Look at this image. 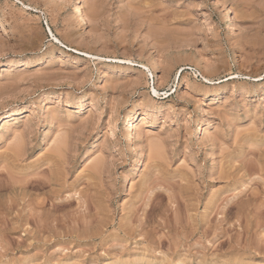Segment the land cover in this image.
Here are the masks:
<instances>
[{
	"label": "rangeland",
	"instance_id": "rangeland-1",
	"mask_svg": "<svg viewBox=\"0 0 264 264\" xmlns=\"http://www.w3.org/2000/svg\"><path fill=\"white\" fill-rule=\"evenodd\" d=\"M74 1L0 0V264H264V0Z\"/></svg>",
	"mask_w": 264,
	"mask_h": 264
},
{
	"label": "bare ground",
	"instance_id": "bare-ground-1",
	"mask_svg": "<svg viewBox=\"0 0 264 264\" xmlns=\"http://www.w3.org/2000/svg\"><path fill=\"white\" fill-rule=\"evenodd\" d=\"M67 1H69V0H67ZM217 1H219V0H217ZM72 8H73V13L75 14V16L77 17V18H79L80 20H81V25L83 26V28H85V27H87V23H88V21H89V19H88V17L86 16V14L84 13V11H83V9L81 8V6H80V4H79V2L77 1V0H75L74 1V3L72 4ZM74 16V15H73ZM224 21H225V23H227V24H229V29H234L235 28V25H234V20H233V13H232V11L228 8V9H226V12H225V17H224ZM81 26V27H82ZM237 29V28H236ZM50 32V35H51V38L53 37V39L55 40V42H57V43H60L62 46H64V47H66L58 38H54V36H53V34L51 33V31H49ZM27 63H24V62H21L20 64H18V66H25ZM27 67V66H26ZM18 114V110H14V111H12V112H10V113H8V114H6L5 116L6 117H12V116H15V115H17ZM137 112H134V114L132 115V117L131 118H129V122L127 123V126H130L132 123H134V122H136L137 120ZM139 136V135H138ZM14 153V152H13ZM20 153V152H19ZM23 152H21V154H22ZM61 153H62V151H61ZM15 154V153H14ZM16 155V154H15ZM14 155V156H15ZM62 156V155H61ZM60 156V157H61ZM158 160V159H157ZM55 162V161H54ZM59 165V164H58ZM52 168V167H51ZM49 170H50V168H48ZM97 170V169H96ZM101 169H98V172L100 171ZM103 170V169H102ZM46 171V170H45ZM52 171V170H51ZM47 172V171H46ZM57 172H58V170H57ZM92 172V171H91ZM102 172V171H101ZM43 173H44V171H43ZM47 174V173H46ZM59 174V173H58ZM57 174V175H58ZM99 174H101L100 172H99ZM61 175V174H60ZM49 180V179H48ZM97 180V179H96ZM36 182H37V180H35ZM40 181V180H39ZM38 181V182H39ZM35 183V182H34ZM37 184V183H36ZM33 185V184H32ZM38 185V184H37ZM39 186V185H38ZM45 204V203H44ZM55 205V204H54ZM39 206H44L43 205V203H42V205H39ZM56 206V205H55ZM54 206V207H55ZM57 207V206H56ZM55 207V208H56ZM57 209V208H56ZM40 210V209H39ZM36 214V213H35ZM38 214V213H37ZM39 217V216H38ZM47 219V218H46ZM45 219V220H46ZM36 220V219H35ZM39 222H40V220L39 219H37ZM36 224V223H35ZM36 226V225H35Z\"/></svg>",
	"mask_w": 264,
	"mask_h": 264
}]
</instances>
